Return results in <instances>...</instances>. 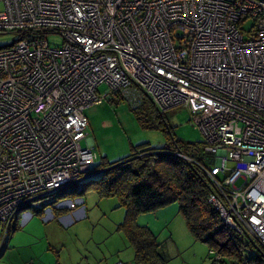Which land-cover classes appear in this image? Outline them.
I'll use <instances>...</instances> for the list:
<instances>
[{
	"label": "built area",
	"instance_id": "obj_1",
	"mask_svg": "<svg viewBox=\"0 0 264 264\" xmlns=\"http://www.w3.org/2000/svg\"><path fill=\"white\" fill-rule=\"evenodd\" d=\"M0 3V32L18 34L0 48L5 229L20 212L33 215L32 200L90 175L83 109L100 102L102 84L103 95L115 92L132 106L148 98L161 110L186 107L203 135L209 204L242 257L252 244L264 252L263 0ZM46 34L60 45L50 46ZM64 206L73 204L54 208Z\"/></svg>",
	"mask_w": 264,
	"mask_h": 264
},
{
	"label": "rangeland",
	"instance_id": "obj_2",
	"mask_svg": "<svg viewBox=\"0 0 264 264\" xmlns=\"http://www.w3.org/2000/svg\"><path fill=\"white\" fill-rule=\"evenodd\" d=\"M2 9L0 3V11ZM17 36L14 32H0V48L14 43ZM45 39L50 46L57 47L61 43L56 34H46ZM98 89L103 92L106 87L101 84ZM83 114L87 120L86 134L95 154L94 165L99 161L113 162L124 158L136 149L160 147L166 142L160 129L153 127L155 120L146 104L132 110L112 92H108L100 103L86 106ZM161 115L170 126L172 136L186 147L195 146L189 152L206 166L203 135L189 122L186 107L175 106L162 111ZM160 124L163 126L162 122ZM80 143L86 145L84 140ZM96 176L98 174L94 173L90 177ZM70 190L83 191L79 196L86 218L66 228L55 221L44 224L40 217L46 210L50 214L58 212L54 205L64 198L48 194L32 200L33 218L23 227L20 226V218L24 212L19 213V221H11L6 234L4 224L0 223V246L2 237H6L0 264H37V260L41 264H133L132 247L119 229L124 208L117 205L114 198H97L90 185L84 182L70 185L64 191ZM51 200L56 203L47 207ZM64 201L72 202L74 206V201L78 200ZM135 222L152 233L159 244L160 254L166 260L165 264H210L207 244L192 237L176 212V204H170L156 213H139ZM243 249L259 255L253 246L250 250L249 247Z\"/></svg>",
	"mask_w": 264,
	"mask_h": 264
},
{
	"label": "trees",
	"instance_id": "obj_3",
	"mask_svg": "<svg viewBox=\"0 0 264 264\" xmlns=\"http://www.w3.org/2000/svg\"><path fill=\"white\" fill-rule=\"evenodd\" d=\"M97 91L101 102L107 94L103 95L98 87ZM113 95L126 102L119 94L114 92ZM127 104L132 110L146 104L155 120L153 127L160 129L166 142L160 147L136 149L113 162L99 161L91 168L90 175L77 183L89 184L97 198H114L117 205L124 208L119 229L132 247L133 264H165L154 236L145 226L137 225L135 219L139 213H155L170 204H176V212L192 237L207 244L210 264H264L260 256L264 252L256 244L251 246L259 249V255L250 252L251 255L242 257L238 253L235 237L223 226L207 200L212 192V183L206 174L208 164L203 165L189 152L195 146L186 147L172 136L170 126L161 115L166 109H159L148 98H142L135 106ZM94 173L98 176L91 178ZM81 193L83 191L70 190L58 195L63 196L62 200H81ZM65 211L60 209L57 214ZM214 252L220 256L217 262Z\"/></svg>",
	"mask_w": 264,
	"mask_h": 264
},
{
	"label": "crops",
	"instance_id": "obj_4",
	"mask_svg": "<svg viewBox=\"0 0 264 264\" xmlns=\"http://www.w3.org/2000/svg\"><path fill=\"white\" fill-rule=\"evenodd\" d=\"M87 139H88V141L90 143V141H91L90 137H87ZM91 148H92V143H91ZM81 205H82V201L80 203H78V204H75L73 207L64 206V207H62L60 209H63V210H66V211L61 213V214H57V212H56V213H52L53 214L52 215V214H50V212L45 211L44 214L41 213L43 215L40 217V220L44 224H46L48 222L51 223L52 221H55V223L57 225H60V226H62L64 228L69 227L72 224H74L75 222L81 221V220L86 218V210H85V208L81 207ZM54 209L60 210L59 208H54ZM160 211L161 210H158L156 212H160ZM32 218H33L32 215L28 216L26 218L21 217L20 218V223H21L20 226L23 227ZM17 221H19V218H18ZM17 224H19V223L17 222ZM2 251L3 250L0 251V254L2 253ZM27 262H30V261H27ZM31 264H32V262H31ZM34 264H35V262H34ZM37 264H41L40 261L37 260Z\"/></svg>",
	"mask_w": 264,
	"mask_h": 264
},
{
	"label": "flooded vegetation",
	"instance_id": "obj_5",
	"mask_svg": "<svg viewBox=\"0 0 264 264\" xmlns=\"http://www.w3.org/2000/svg\"><path fill=\"white\" fill-rule=\"evenodd\" d=\"M16 221V220H15ZM9 227H10V225H8V228H6V230H5V234L8 232V230H9ZM5 235L2 237V244H1V246H0V251L1 250H3V248H4V244H5Z\"/></svg>",
	"mask_w": 264,
	"mask_h": 264
},
{
	"label": "water",
	"instance_id": "obj_6",
	"mask_svg": "<svg viewBox=\"0 0 264 264\" xmlns=\"http://www.w3.org/2000/svg\"><path fill=\"white\" fill-rule=\"evenodd\" d=\"M91 141H90V143H89V145L91 146ZM257 250V252L260 254V252H259V250L258 249H256ZM260 256L264 259V255H262V254H260Z\"/></svg>",
	"mask_w": 264,
	"mask_h": 264
}]
</instances>
